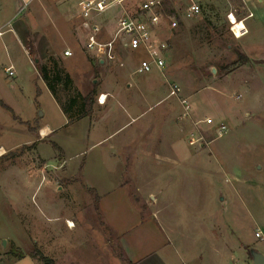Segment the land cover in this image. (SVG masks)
<instances>
[{
	"label": "rangeland",
	"instance_id": "rangeland-1",
	"mask_svg": "<svg viewBox=\"0 0 264 264\" xmlns=\"http://www.w3.org/2000/svg\"><path fill=\"white\" fill-rule=\"evenodd\" d=\"M3 1L8 27H18L34 52L28 60L19 43L0 42V264H45L41 256L52 264H129L88 188L97 195V188L113 190L112 208L130 194L139 220L163 212L193 261L248 264L242 245H251L247 254L264 249V239L255 237L260 230L264 238V71L242 66L241 39L228 19L246 12L244 0H201L193 19L184 17L188 0H164L178 25L156 32L169 48L166 68L146 74L135 72L148 56L133 35L118 36L104 56L85 49L92 34L114 41L118 20L139 13L140 0L88 28L78 15L80 0H23L16 13L13 0ZM260 11L264 20V5ZM252 12L251 23L262 20ZM261 24L253 41L264 54ZM67 50L73 55L66 57ZM10 62L17 76L4 72ZM41 66L62 73L57 88L66 104L96 90L90 118L68 123ZM174 85L180 91L171 96ZM105 90L110 101L100 106ZM182 99L191 105L187 115ZM206 118L228 132L219 136L215 125L202 123ZM45 125L54 134L40 139L38 126ZM172 229L163 228L170 239Z\"/></svg>",
	"mask_w": 264,
	"mask_h": 264
},
{
	"label": "crops",
	"instance_id": "crops-1",
	"mask_svg": "<svg viewBox=\"0 0 264 264\" xmlns=\"http://www.w3.org/2000/svg\"><path fill=\"white\" fill-rule=\"evenodd\" d=\"M21 1L23 0H19V1L13 0V5L15 6V13L17 12ZM7 4L8 2L7 1L5 2L3 0L0 3V30L4 31L3 36H0V42L4 46L6 43H8L12 47H17V44L19 43L21 45L20 48L22 50L23 55H25V57L28 60H31L29 56V52L26 47L27 43L24 45L23 39L19 37L18 27H14V28L8 27V24L10 23V19L7 17V11H6ZM244 5L246 6L247 10L244 14L242 13L243 15H240L239 18L236 17L235 13L231 12L236 18V20L242 21L243 24L248 29V34L240 38L241 39V53L243 55H246L249 59L248 63L242 66H246V67L259 66L257 70L258 72H262L264 71V54L260 53V47L262 46L256 45L253 39H255V37L259 38L260 34L263 32V25L261 23H264V20H263V13H261L260 8L263 7L264 0H244ZM255 8L258 10V12H260V16H261L260 19L262 20L260 21L256 20L255 23H251V21L255 19V15L252 12L253 10H255ZM250 13L253 14V17H248ZM48 46H49L48 47L49 49L51 50L54 49V45L51 44L50 40H48ZM39 48L41 50V46H39ZM1 64H2V60L0 57V65ZM9 67H12L14 71V76H17V66H14L13 63L10 62L8 65L2 66L5 73H6V69ZM244 68L245 67H243L242 69ZM259 76L257 77V80L259 79ZM248 81L251 84L250 82L251 80L248 79ZM244 84L248 85V82L245 81ZM103 92L104 93H100L99 96L104 95L105 97L110 94L108 93L107 90ZM104 97H102V99ZM107 98H108L107 100L110 101L109 97ZM99 105L103 106L102 103H100ZM84 119H87V118H84ZM84 119H81V120H84ZM37 130H38V133H39L38 135L40 139H46L47 137H50L51 135L54 134L53 129L47 125L42 126V127L38 126ZM43 130L45 131V134H42ZM40 139L38 140V142L41 141ZM96 190L98 192V197L100 199L99 202L102 205V206L100 205L102 207L100 208V212L103 215V219H104L103 221L112 231L114 236L119 239L122 245V248L124 250V253H125L126 261L128 263L130 264H202L204 263V260L201 261L202 260L201 257L200 258L197 257V260L196 258H194L195 260L193 261L192 260L193 257L191 258V256H188L186 254L185 250L188 248L189 243L188 242L179 243L176 240V236H175L176 233L172 229V227L169 225L170 223L167 222V218L163 214V212L159 214V216H157L158 212H156L157 214L156 213L153 214V217H152L153 220H151L150 218L145 219V220L144 219L139 220L137 217L138 216L137 214L141 216V213H142L140 211L141 209H139L138 206L133 201H132L133 203L131 202L130 194L129 195L126 194L127 197L124 194V198L126 197L125 198L126 201H123V204L119 201L120 198L116 199L117 200L116 204L112 208V201L115 199L114 195H117V194L111 195L113 190L107 191L105 189H98V188ZM131 204H134L135 206H137V208L135 206L132 207ZM126 215H127V218L119 217V216H126ZM119 219H121V222H118ZM69 222H72V221H69ZM167 226L173 230L175 238H172V237L171 239L168 238L166 231L163 230V228H168ZM213 242H214V245L217 244L216 240H214ZM224 245L226 246L227 243L226 244L225 242H223L222 244L220 243L221 247H223ZM248 246H251V245H242L245 251L246 260L248 264H253L252 260L249 258L247 251H246V248ZM178 250H180L181 256L177 253ZM258 250L264 255V249H258ZM198 259L200 260L198 261ZM206 261H208V263L206 262V264H217V261L215 258L214 260L208 259Z\"/></svg>",
	"mask_w": 264,
	"mask_h": 264
},
{
	"label": "built area",
	"instance_id": "built-area-1",
	"mask_svg": "<svg viewBox=\"0 0 264 264\" xmlns=\"http://www.w3.org/2000/svg\"><path fill=\"white\" fill-rule=\"evenodd\" d=\"M26 1V0H25ZM189 5L187 6L184 17L186 19H193L198 17L201 13L200 0H188ZM128 0H80L77 4L78 15L83 20V26L85 28L90 27L89 23L94 18L100 17L101 15L112 11L115 8H124ZM164 0H140L139 3V13L137 14H126L120 18L117 22V31L114 41L110 43L98 42L95 35H91L88 39L86 46V51L88 53H94L98 56H104L107 54V50L112 46L113 42L118 38V36L126 34L133 35L144 47L147 53V59L141 62L139 67L136 69L138 74H146L151 72L153 69L162 71L166 68L165 52L169 49L167 42L165 40H160L156 32L166 29L173 30L177 27L178 23L176 20L171 19V14L165 10ZM231 16L232 13L228 15V19L231 23V32L235 38L240 39L248 34V29L243 24L242 21H237L243 24L240 28V36L235 32L234 28L237 26ZM248 17H253L250 13ZM4 31L0 30V36H3ZM72 52L65 51V56H72ZM103 63V61H101ZM6 73L10 76H14V71L12 67L6 69ZM180 88L177 85L172 87L171 96L177 95ZM101 95L98 101L102 104L106 102V96ZM182 105L185 109V114L187 115L190 111L191 105L186 99L181 100ZM205 125H215L217 128V133L222 136L228 132V127L224 123L216 124L213 119L206 118L202 121ZM200 140V139H198ZM196 139L192 138L190 141L191 145L195 144ZM257 239L263 240V235L260 230L255 233Z\"/></svg>",
	"mask_w": 264,
	"mask_h": 264
},
{
	"label": "trees",
	"instance_id": "trees-1",
	"mask_svg": "<svg viewBox=\"0 0 264 264\" xmlns=\"http://www.w3.org/2000/svg\"><path fill=\"white\" fill-rule=\"evenodd\" d=\"M27 48L29 50V54L33 55L34 48L31 47L30 43L28 42H27ZM239 56L241 58L242 64L248 63L247 57L243 56V54H239ZM57 68H58L57 66H53V68L50 70L48 66H41V75H42V78L48 90L51 92L56 102L59 104L61 110L63 111L66 119L68 120V123L72 124L74 122L80 121L81 119L90 118L93 112L94 105H95L96 90L94 89L90 91L87 95L82 96L79 102H77L76 98H71L68 104H66L60 99L59 94H58L57 87L59 85L58 83L61 82L60 77L62 76V73ZM51 73H53L54 75L51 76ZM64 83L65 85H68L69 83H71V80L68 74L66 76V81ZM72 107H76V111L72 110ZM88 190L95 196V199L98 205L99 197L96 191L91 188H88ZM109 230L110 229L107 227L106 231H109ZM22 255L23 254H20L19 256L22 258L23 257ZM34 258H36V256H34ZM41 261H43L45 264H52V261L50 259L44 258L42 256H41Z\"/></svg>",
	"mask_w": 264,
	"mask_h": 264
},
{
	"label": "water",
	"instance_id": "water-1",
	"mask_svg": "<svg viewBox=\"0 0 264 264\" xmlns=\"http://www.w3.org/2000/svg\"><path fill=\"white\" fill-rule=\"evenodd\" d=\"M35 62L38 63L39 60L35 59ZM213 71L216 72L215 69H213ZM94 83H96V81H94ZM248 256L253 264H264V255L260 251L254 248H248Z\"/></svg>",
	"mask_w": 264,
	"mask_h": 264
},
{
	"label": "bare ground",
	"instance_id": "bare-ground-1",
	"mask_svg": "<svg viewBox=\"0 0 264 264\" xmlns=\"http://www.w3.org/2000/svg\"><path fill=\"white\" fill-rule=\"evenodd\" d=\"M230 19H232L233 22L237 25V26H235L234 30L238 34V36H240V28L242 27L243 24H240L239 22H237L236 21V18L234 16H231ZM42 134H45V131L44 130L42 131ZM67 224H68V226L70 228H73L74 227V223H72V222H68Z\"/></svg>",
	"mask_w": 264,
	"mask_h": 264
}]
</instances>
